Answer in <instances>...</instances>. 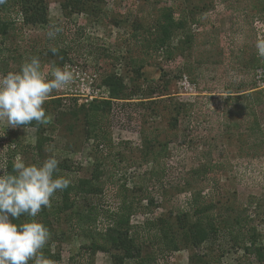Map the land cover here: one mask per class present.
Listing matches in <instances>:
<instances>
[{"label": "rangeland", "instance_id": "rangeland-1", "mask_svg": "<svg viewBox=\"0 0 264 264\" xmlns=\"http://www.w3.org/2000/svg\"><path fill=\"white\" fill-rule=\"evenodd\" d=\"M44 1L45 22L24 24L17 9L7 11L0 75L18 71L35 55L46 74L67 68L74 80L45 102L49 121L42 124L40 141L33 125L24 130L0 124L2 138L17 148L0 164L7 167L18 156L40 163L54 154L58 174L75 185L66 198L69 207L57 192L36 218L42 221L49 212L55 223L58 236L51 235L44 247L60 254L51 263L119 264L118 251L89 247L102 242L100 229L125 198L133 210L136 243L143 242L144 255L153 253L155 264H264L245 254L237 230L197 246L181 241L180 249L170 252L159 245L155 230L144 228L147 220L165 217L181 233L177 216L192 218V197L201 192L215 206L217 222L247 219L246 229L255 226L264 246V104L250 95L264 92V59L255 48L264 38V0H102L98 16L69 13L62 9L64 0ZM163 9L185 20L170 52L145 47L146 29ZM53 25L63 30L50 40ZM51 47L59 52L53 55ZM109 74L124 78L128 99L112 102L102 121L111 139L99 143L87 136L82 109L109 99L103 82ZM244 95V101L238 99ZM50 98L60 100L59 106ZM256 119L263 133H255ZM90 179L96 193L82 190L77 198V183ZM59 205L63 209L56 213Z\"/></svg>", "mask_w": 264, "mask_h": 264}, {"label": "trees", "instance_id": "trees-1", "mask_svg": "<svg viewBox=\"0 0 264 264\" xmlns=\"http://www.w3.org/2000/svg\"><path fill=\"white\" fill-rule=\"evenodd\" d=\"M102 0H64L62 3V9L72 12H87L91 15L98 16L104 11L100 3ZM12 7L17 9V13L23 16L24 24H35L38 22H45L47 19L48 6L44 0H6L5 3L0 4V36H4L7 32V24L9 23L8 17L6 16L7 11ZM70 9V10H68ZM185 25L184 19H177L174 15L173 10L163 9L161 14L156 21L146 29L145 47L152 50H164L170 52L171 41L176 31L183 29ZM137 72L140 73L139 68ZM109 86L110 95L109 99L102 100L97 103H90L88 106L83 105L84 118L87 123L86 134L89 138H94L96 141L104 142L111 139V133L105 130L102 124L103 119L112 108V102L120 99H128L126 96L127 85L124 78L115 74H109L104 78L103 81ZM254 97V102L257 104H264V92L263 89L256 90L250 94ZM250 95H247V98ZM244 96H239L238 99H243ZM253 99V98H252ZM251 99V100H252ZM51 103H56L57 106L60 104V100L57 98H50ZM238 103V102H237ZM86 107V108H85ZM45 110H50V105H44ZM78 116V114H77ZM256 129L255 133H263L261 128V122L259 119L255 120ZM34 127L37 129L38 141H40L41 134H43L42 125H37L35 121L32 122ZM11 140H13L11 138ZM10 141V140H9ZM14 141V140H13ZM17 141V140H16ZM40 143V142H39ZM13 161L8 162L7 168L11 171ZM205 170L207 167L204 166ZM198 171V170H195ZM199 172V171H198ZM95 181L90 179L88 183L80 184L77 183V198L81 192L87 191L88 193H96L97 189L94 188ZM75 185L70 183V186L64 191L60 192L63 194L62 202L66 204V198L70 196ZM83 190V191H82ZM62 196V195H61ZM125 200V198H124ZM122 201L119 208L112 212L108 219L110 224L104 229H100L99 232L101 243H93L89 249L92 251H103L109 252L110 250L118 251L115 256L119 264H155V258L152 254L143 253V242L136 243L138 240L136 230L134 231V225L131 224L132 207L128 202ZM68 206V204H66ZM69 207V206H68ZM191 207L193 215L187 217L186 214H178V230L181 233L175 231V226L170 222L168 218L159 217L158 219L147 220L144 228L147 230H155L154 237L157 239L160 246L163 249L170 252L177 251L180 249V243L183 241L188 246H197L202 242L211 239L215 234L224 231V233H234V230L239 232L240 238L239 246L244 249L246 255L251 260L263 261L264 260V246L260 244V234L255 226L250 229H246L247 219L236 218L233 224L228 219L224 224H220L214 219V208L215 206L211 203H207L202 199L201 192L194 193L191 200ZM62 206H57L56 213L62 210ZM45 212V209L44 211ZM55 214V213H54ZM42 215V214H41ZM50 213H44V220L40 221L44 223L50 231V234L55 237L56 228L55 223L51 222ZM37 218V217H36ZM28 219L22 216L17 223L23 222ZM59 220H57V224ZM60 224V223H59ZM158 237H157V236ZM184 236V238H180ZM58 236V235H57ZM238 239L236 241H238ZM50 242V241H49ZM93 248V249H92ZM42 254L47 257L50 261H58L60 254H53L50 249L43 248ZM203 264H210L208 261H201Z\"/></svg>", "mask_w": 264, "mask_h": 264}, {"label": "clouds", "instance_id": "clouds-1", "mask_svg": "<svg viewBox=\"0 0 264 264\" xmlns=\"http://www.w3.org/2000/svg\"><path fill=\"white\" fill-rule=\"evenodd\" d=\"M6 0H0V4ZM62 27L53 25L47 37L54 40ZM257 56L264 59V38L255 43ZM53 55L59 52L51 47ZM74 80L67 68H54L46 74L39 56L26 59L18 71L0 75V124L8 129H27L33 121L47 124L45 102ZM2 138V134H0ZM60 161L48 155L40 163H26L16 157L11 171L0 164V264H51L42 254L50 240L47 226L36 217L42 208H50L57 192L70 186V178L59 175ZM22 216L27 217L17 223Z\"/></svg>", "mask_w": 264, "mask_h": 264}, {"label": "built area", "instance_id": "built-area-1", "mask_svg": "<svg viewBox=\"0 0 264 264\" xmlns=\"http://www.w3.org/2000/svg\"><path fill=\"white\" fill-rule=\"evenodd\" d=\"M16 149H17L16 144L14 142H10L9 140L7 141L6 139L0 138V162H3L6 164V160L8 159L7 158L8 153ZM54 263L56 264V262H52L51 264H54Z\"/></svg>", "mask_w": 264, "mask_h": 264}, {"label": "crops", "instance_id": "crops-1", "mask_svg": "<svg viewBox=\"0 0 264 264\" xmlns=\"http://www.w3.org/2000/svg\"><path fill=\"white\" fill-rule=\"evenodd\" d=\"M103 252V251H102Z\"/></svg>", "mask_w": 264, "mask_h": 264}]
</instances>
